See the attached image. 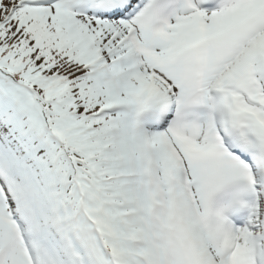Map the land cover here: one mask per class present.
I'll return each mask as SVG.
<instances>
[{
	"label": "snow or ice",
	"instance_id": "1",
	"mask_svg": "<svg viewBox=\"0 0 264 264\" xmlns=\"http://www.w3.org/2000/svg\"><path fill=\"white\" fill-rule=\"evenodd\" d=\"M0 264H264V0H0Z\"/></svg>",
	"mask_w": 264,
	"mask_h": 264
}]
</instances>
